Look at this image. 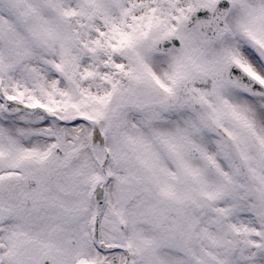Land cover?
I'll list each match as a JSON object with an SVG mask.
<instances>
[{"label": "snow or ice", "instance_id": "snow-or-ice-1", "mask_svg": "<svg viewBox=\"0 0 264 264\" xmlns=\"http://www.w3.org/2000/svg\"><path fill=\"white\" fill-rule=\"evenodd\" d=\"M0 264H264V0H0Z\"/></svg>", "mask_w": 264, "mask_h": 264}]
</instances>
